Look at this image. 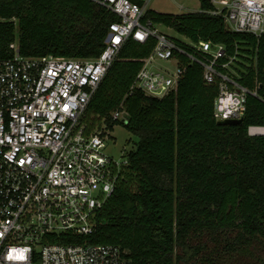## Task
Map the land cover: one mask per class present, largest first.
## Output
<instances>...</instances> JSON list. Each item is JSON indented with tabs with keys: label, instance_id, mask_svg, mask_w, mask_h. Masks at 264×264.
Instances as JSON below:
<instances>
[{
	"label": "trees",
	"instance_id": "16d2710c",
	"mask_svg": "<svg viewBox=\"0 0 264 264\" xmlns=\"http://www.w3.org/2000/svg\"><path fill=\"white\" fill-rule=\"evenodd\" d=\"M101 1L0 0L2 54L17 41L27 57H98L109 25L118 20ZM198 1V12L146 9L142 20L191 43L223 45L228 57L237 56L230 68L257 94L247 97L241 124L214 120L217 83L206 84L203 70L185 56L179 57L183 71L175 91L162 98L131 93L154 38L126 41L85 112L89 131L102 123L110 131L123 125L137 138L113 194L95 217L94 232L85 238L120 246L131 264H264V136L247 134L249 126L264 123V33L233 32L222 16L207 13L214 9L210 0ZM120 104L125 124L110 117Z\"/></svg>",
	"mask_w": 264,
	"mask_h": 264
},
{
	"label": "built area",
	"instance_id": "2783aa9c",
	"mask_svg": "<svg viewBox=\"0 0 264 264\" xmlns=\"http://www.w3.org/2000/svg\"><path fill=\"white\" fill-rule=\"evenodd\" d=\"M210 2L214 9L207 13L222 16L229 30L264 33V0ZM99 4L118 20L109 25L105 47L94 59L27 57L17 41L6 56L0 49V264H131L120 246L85 239L128 160L127 151L121 161L108 156L104 149L111 131L104 123L89 131L84 116L128 39L140 44L155 39L131 93L162 98L175 91L183 71L179 57L185 56L203 70L206 84L217 83L215 121L242 119L247 97L257 96L237 80L230 68L237 56L228 57L223 45L187 41L186 48L144 22V7L129 0ZM222 58L227 62L220 63ZM160 61L174 62V70L158 66ZM110 117L127 123L122 104ZM247 134L264 136V123L249 126ZM24 248L29 249L25 260L9 259V253Z\"/></svg>",
	"mask_w": 264,
	"mask_h": 264
},
{
	"label": "rangeland",
	"instance_id": "374dc122",
	"mask_svg": "<svg viewBox=\"0 0 264 264\" xmlns=\"http://www.w3.org/2000/svg\"><path fill=\"white\" fill-rule=\"evenodd\" d=\"M146 8L149 10L156 11L158 13L164 14H182L191 13L199 11V1L198 0H142ZM156 28L172 38L187 42L188 40L177 34L173 29L167 28L163 25H156ZM158 66L165 68L168 67L174 70V62L166 63L159 62ZM137 141L136 136L131 134L123 125H116L113 131L110 133V138L105 142V153L112 157L116 161H121L123 159V153L129 151L133 143Z\"/></svg>",
	"mask_w": 264,
	"mask_h": 264
},
{
	"label": "clouds",
	"instance_id": "9594fccd",
	"mask_svg": "<svg viewBox=\"0 0 264 264\" xmlns=\"http://www.w3.org/2000/svg\"><path fill=\"white\" fill-rule=\"evenodd\" d=\"M29 249L24 248V249H18L15 252L9 253V256L12 257L13 260H21L23 257V260L26 259L25 253H27Z\"/></svg>",
	"mask_w": 264,
	"mask_h": 264
},
{
	"label": "water",
	"instance_id": "95a60500",
	"mask_svg": "<svg viewBox=\"0 0 264 264\" xmlns=\"http://www.w3.org/2000/svg\"><path fill=\"white\" fill-rule=\"evenodd\" d=\"M242 123V119L239 120H223V121H219V124H241Z\"/></svg>",
	"mask_w": 264,
	"mask_h": 264
},
{
	"label": "crops",
	"instance_id": "0c3cea01",
	"mask_svg": "<svg viewBox=\"0 0 264 264\" xmlns=\"http://www.w3.org/2000/svg\"><path fill=\"white\" fill-rule=\"evenodd\" d=\"M143 7L145 8V10L147 9L146 8V5H143ZM189 13V12H188ZM182 14H185V13H182ZM176 15H179V14H176ZM164 34H166V33H164ZM167 35V34H166ZM169 36V35H168Z\"/></svg>",
	"mask_w": 264,
	"mask_h": 264
},
{
	"label": "snow or ice",
	"instance_id": "6c2138e0",
	"mask_svg": "<svg viewBox=\"0 0 264 264\" xmlns=\"http://www.w3.org/2000/svg\"><path fill=\"white\" fill-rule=\"evenodd\" d=\"M9 259H12V257L9 256ZM23 260V257L21 258V261Z\"/></svg>",
	"mask_w": 264,
	"mask_h": 264
}]
</instances>
